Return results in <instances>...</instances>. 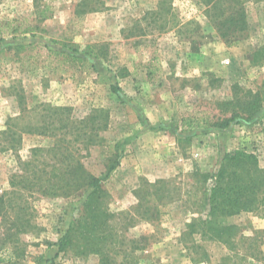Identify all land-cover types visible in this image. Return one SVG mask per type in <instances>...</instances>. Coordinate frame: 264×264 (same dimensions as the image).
Instances as JSON below:
<instances>
[{
    "label": "rangeland",
    "instance_id": "obj_1",
    "mask_svg": "<svg viewBox=\"0 0 264 264\" xmlns=\"http://www.w3.org/2000/svg\"><path fill=\"white\" fill-rule=\"evenodd\" d=\"M239 12L245 24L237 23ZM221 30L233 36L224 39ZM0 33V131L19 116V125L32 128L60 114L70 125L96 115L94 126L104 130L93 144L80 135L71 148L97 177L114 152L121 155L107 184L108 207L119 215L113 226L125 239L117 245L119 263L264 264V204L210 224L216 235L209 226L201 234L209 212L204 193L212 187L202 173L217 172L225 155L239 150L264 170V0H0ZM60 41L79 45L86 62L61 54L74 53ZM87 46L99 59L82 52ZM256 96L261 107L247 112ZM235 113L226 129L182 125L187 117L215 122ZM59 139L52 127L32 130L18 150L3 151L0 136V192L10 189L20 159ZM145 183L161 191L151 187L138 197ZM30 201L29 233L6 237L11 225L0 223V264H104L84 249L85 234L59 248L81 218L78 201ZM140 203L155 204L160 219L140 221ZM141 235L149 240L133 252Z\"/></svg>",
    "mask_w": 264,
    "mask_h": 264
},
{
    "label": "trees",
    "instance_id": "obj_2",
    "mask_svg": "<svg viewBox=\"0 0 264 264\" xmlns=\"http://www.w3.org/2000/svg\"><path fill=\"white\" fill-rule=\"evenodd\" d=\"M236 15L237 13L232 17ZM236 21L245 24V14L239 12ZM226 23H232V18L230 17L229 20L221 24L225 26ZM233 24H235V21ZM220 32L221 37L224 39L233 36L229 31L221 30ZM3 41L4 38L0 33V42ZM60 45L74 53L61 52V54L72 60L86 62L79 55L81 52L79 45L69 44L65 41H60ZM16 48L22 51L26 47L18 45ZM85 51H87L86 54L99 59L94 46H87L82 52ZM61 54L59 53V55ZM260 107L259 97L256 96L253 102L249 104L247 112L257 111ZM252 115L253 113L246 120H249ZM238 116L239 113H235L230 118L215 122L205 118L187 117L183 119L182 125L189 130L205 126L226 129ZM96 119L97 116L92 115L83 121H73L74 123L70 125L66 122L68 120L60 114L57 121L53 120L51 124H45L48 127L43 129L45 126L30 128L19 125L22 121V117L19 116L13 119L15 121L13 124L11 122L7 123L6 129L0 131V136L3 137V151L18 150L23 134L32 133V130L33 133H42L52 127V136L60 137L54 147L46 151L33 149L31 159L27 161L20 159L19 171L10 178V189L0 192V223L10 224L11 230L14 229L13 233H11V230L6 233V237H18L29 233L33 229L32 219L35 211L31 207L30 200L34 196L66 198L80 203L81 218L76 220L60 239V250L65 251L77 240V235L83 236L85 234V236L79 237L80 242L85 246V250L100 254L104 264H123V262L119 263L115 257L121 253V247L117 248V245H123L125 239L117 236L118 233L113 226L119 215L117 216L115 212H111L108 207L110 194L107 190V184L111 180L114 171L120 166L122 157L120 154L118 155V151H116L117 153L114 152L109 158L110 163L106 172L97 177L86 169L85 164L76 156L74 148H71L75 139L78 140L80 135L85 137L84 139L88 140L89 142H86L89 144L94 143L97 137L95 133H99L105 127L104 125L103 129L101 125L95 127L94 122ZM89 123L91 124L89 125ZM55 124L59 127H54ZM42 129L43 131H41ZM69 136L73 139H69ZM44 153L51 156V158L49 157L50 159L41 163L40 160ZM47 167L51 168L50 172L45 169ZM197 172H200L199 169H196L195 173ZM202 175L205 183L212 182V187L210 189L207 187L204 193L205 206L209 208V212L208 221H204L201 229L202 235L209 232L208 228L213 231L214 235L219 233L218 226L212 228L210 225L215 221L243 212H253L261 204H264V170L259 169L258 159L253 154L242 150L226 154L217 172L202 173ZM143 186L144 188L137 192L138 197L143 191L149 190L151 187V189L156 188L157 191H161V188H157V185L152 186L145 183ZM143 206L144 204L140 203L137 208L135 207L138 211L137 218L140 221L156 222L160 219L161 213L155 204L152 206L147 205L145 208ZM122 219L129 222L127 216L120 218L121 222ZM134 220L136 219L134 218ZM207 226L209 227L207 228ZM148 240L149 237L144 235L134 239L133 252L142 250ZM108 244L112 248H108ZM11 254L10 252L9 255L11 256ZM112 254L114 256H111Z\"/></svg>",
    "mask_w": 264,
    "mask_h": 264
}]
</instances>
